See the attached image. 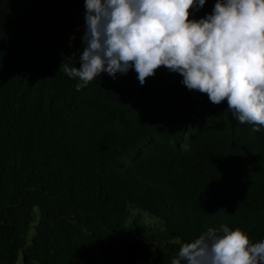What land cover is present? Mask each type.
Here are the masks:
<instances>
[{"label":"trees","instance_id":"1","mask_svg":"<svg viewBox=\"0 0 264 264\" xmlns=\"http://www.w3.org/2000/svg\"><path fill=\"white\" fill-rule=\"evenodd\" d=\"M85 12L0 0V264H171L223 224L264 240V127L173 72L77 91L61 65L80 66ZM53 13L70 46L45 39Z\"/></svg>","mask_w":264,"mask_h":264},{"label":"clouds","instance_id":"2","mask_svg":"<svg viewBox=\"0 0 264 264\" xmlns=\"http://www.w3.org/2000/svg\"><path fill=\"white\" fill-rule=\"evenodd\" d=\"M85 0L80 66L62 64L76 90L107 73L135 70L141 85L161 67L211 103L225 100L240 124L264 127V0ZM60 68V69H61ZM187 150V145H183ZM171 264H264V240L223 224L181 242Z\"/></svg>","mask_w":264,"mask_h":264},{"label":"rangeland","instance_id":"3","mask_svg":"<svg viewBox=\"0 0 264 264\" xmlns=\"http://www.w3.org/2000/svg\"><path fill=\"white\" fill-rule=\"evenodd\" d=\"M58 23H59V19L58 17L53 13L50 17V21L48 22V26H47V32L45 33L46 36H45V39L49 40V41H57L61 44H64V45H67V46H70L71 42H72V37L71 36H68V37H65V33H64V30H62L61 28H59L58 26ZM54 33L57 35L55 36ZM55 46V45H54ZM56 47V46H55ZM61 51V50H60ZM157 71L159 72H164V73H168L170 72L167 68L165 67H161L159 68ZM127 75H132V76H137V73L135 72V70H130L127 74H120L118 73L116 77L118 76H127ZM35 233V229L33 228L31 230V233L29 235V240L32 238V236L34 235ZM17 264H24V260H23V256L21 254V257L18 261Z\"/></svg>","mask_w":264,"mask_h":264}]
</instances>
